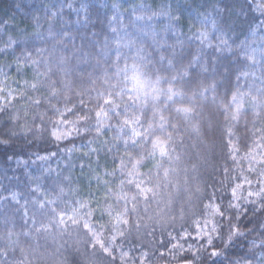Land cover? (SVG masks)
I'll list each match as a JSON object with an SVG mask.
<instances>
[{
  "label": "trees",
  "instance_id": "16d2710c",
  "mask_svg": "<svg viewBox=\"0 0 264 264\" xmlns=\"http://www.w3.org/2000/svg\"><path fill=\"white\" fill-rule=\"evenodd\" d=\"M201 33L207 34L203 42ZM9 40L15 43L0 55V85L6 84L16 94L23 90L33 98L40 97L42 102L38 109L34 107L29 112L31 131L17 127V138L0 148V264H85L92 249L82 224L78 227L68 221L67 227L59 225V215L54 217L50 211L55 208L57 213L65 210L71 215L72 207H79L77 201L88 204L95 228L101 224L109 226V230H102L105 238L112 234L110 226L124 208V201H117L118 195L123 194V177L119 172L114 176L109 173L117 168L121 156L127 159L123 145L109 151L111 145L118 143L115 129H104L98 135L94 112L89 131L56 141L51 130L57 117L50 105L63 108L67 92L71 106L78 100L77 92H90L93 87L99 90L106 73L111 75L116 65L124 66L125 58L131 64L137 56L144 58L153 79L156 74L164 78L159 87L171 86L184 94L183 104L172 107L188 106L193 111L190 121L173 118L171 111L163 113L177 127L168 128L172 142L170 156L163 158L159 168V195L149 203L140 199L137 210L126 217L129 225L122 226L125 236L118 238L116 247L127 254L126 264H184L185 260H193L191 252L178 254L172 245L179 241L188 247L180 236L184 229L195 234L192 221L203 214V204L213 193L217 201L223 198L226 204L231 199V189L240 182L233 181L234 175L239 177L243 172L253 181L256 179L244 171L248 163L243 157L256 138L253 124L264 127V109L251 108L252 98L260 99L256 89H264V14L249 10L245 0H0V49L7 48ZM17 57L22 58L21 63L24 57L29 60L19 71ZM60 58L64 60L62 64ZM37 72L41 73L38 78ZM172 76L177 79L170 85L167 81ZM37 80L38 90L32 91L31 84ZM65 83L70 90L64 89ZM50 84H54L59 95L47 99ZM237 85L241 92L248 93L245 110L238 121L226 120L223 107ZM84 98L87 100L88 96ZM90 107L94 109L95 103ZM17 109L23 116L24 108L19 103L10 112ZM46 109L43 123L37 119L32 124V113ZM151 115L149 107L143 116L145 122ZM23 123L22 119L20 124ZM7 124L9 116H0V126ZM193 125L198 126L199 134L192 130ZM85 126L80 125L82 129ZM230 127L239 163L229 157ZM209 145H213L211 151ZM158 162L159 156L148 159L139 169L146 177L152 175L150 187L157 183L154 165ZM164 168L174 170L170 172L168 187H164ZM173 186L181 191L199 186L203 190L201 199L186 203L187 194L176 196ZM109 189L111 194L106 196ZM250 190L258 188L245 184L240 195L247 196ZM123 191L130 198L135 189L125 184ZM169 193L173 203L166 207ZM53 200L56 203H48ZM41 203L45 205L43 209ZM240 203H244L243 199ZM128 207L131 209L132 205ZM261 221L264 213L254 217L249 212L241 231L258 227ZM42 226H47L48 231L37 232ZM261 239L264 237L256 231L246 239H237L216 264H256L253 256L261 250L249 241L259 243ZM189 242L196 243L191 239ZM214 248L221 250L223 244L216 241ZM212 250L201 251L196 264H213L209 255ZM115 255V264H122L120 252ZM93 259L95 264H110L111 260L98 248Z\"/></svg>",
  "mask_w": 264,
  "mask_h": 264
},
{
  "label": "snow or ice",
  "instance_id": "6c2138e0",
  "mask_svg": "<svg viewBox=\"0 0 264 264\" xmlns=\"http://www.w3.org/2000/svg\"><path fill=\"white\" fill-rule=\"evenodd\" d=\"M245 3L249 10L264 14V0H259V2L256 3L251 2V0H245ZM53 15L56 14L53 13ZM200 35L202 37V42L207 39L206 33H201ZM14 43V41L9 40L7 48L0 49V55L5 54L8 48H11ZM53 51H55V49H53ZM8 54L10 55L11 53L8 52ZM21 60V57L16 58L18 71L24 64L29 63L27 57L23 58V63H21ZM59 62L62 64L64 62L63 58H60ZM31 63L38 62L31 61ZM40 75L41 73H36L37 78ZM43 75L47 76L48 73H44ZM244 75H248V73L245 72ZM5 79H7V74H5ZM113 79H115V83L112 82ZM163 79L164 78L159 74H156L153 79L143 57H134L131 64H129L127 58H125L123 67L116 65L115 71L111 75L105 74L102 86L99 90L93 87L90 92H77L76 96L78 100L72 103L71 106L68 104L69 97L67 92H65V104L63 108L57 107L54 104L50 105V110L57 117L52 123L51 130L52 138L56 141L59 142L69 139L72 137L73 133L79 135L81 131H89L92 127L90 122L93 119L92 113L94 112L95 128L98 135L104 129L110 131L115 129L114 139L118 143L111 145L109 151L118 149L119 144L122 143L123 151L127 156V159L121 156L117 168L114 169L112 173H109V175L114 176L119 172L123 177L120 180L121 192L123 194L118 195L117 201H124L123 210L118 213L115 217V223L110 226L112 233L110 236L105 238L102 231L109 230L108 225L101 224L99 229L92 225L91 219L94 217V214L86 203L77 201L76 203L79 207L73 206L71 215H68L65 210H61V212L57 213L55 208L50 209L54 217L59 215V225L67 227L68 221H71L72 225L78 227L82 224L83 231L87 235L88 242L92 249L91 256L86 258L85 264H95L93 258L96 257L97 248L104 257L111 258L110 264H115L117 260L115 253L119 251L120 261L122 264H126L127 254L124 253L122 249L116 247L118 238H123L125 236V231L122 226L129 225V219L126 217H129L137 210V204L141 198L145 203H149L150 200H154L159 195V189L161 187L159 168L162 167L163 158L170 156L169 145L172 142V134L168 132V128L171 126V128L175 130L177 127V125L172 124L170 119L163 113L171 111L174 113L173 118H181L185 121H190L193 111V108L188 106L172 107V105L175 104H183L184 94L171 86L167 89L159 87ZM176 79V76H172L167 82L171 85L172 81ZM38 83L39 81L37 80L36 83L31 84L32 91L38 90ZM91 83L94 85L95 80L91 81ZM63 87L64 89L70 90V85L67 83H65ZM49 88L51 91L47 99L55 98L59 95L54 84H50ZM206 90L207 89H205V91ZM249 91H251V88ZM92 92H95V96L92 95ZM256 92L259 94L260 99L257 100L254 96L252 98L251 108L253 110L257 107L264 109V89L257 88ZM202 94L203 93H201V95ZM85 95L88 96L87 100L84 98ZM247 96L248 93L241 92L237 85V90L233 92L231 99L223 107L226 120H239L240 115L245 110ZM162 97L164 98L163 108L160 106ZM41 102L40 97L33 98L27 95L23 90L16 94V91L6 84L0 85V116L8 115L10 120V124L0 126V128H2V130H0V148L9 146L10 143L17 138V127L21 130L27 129L31 131L28 121L29 112L34 107L38 109ZM93 102L95 103L94 109L90 107ZM16 103L21 104L24 108L23 116L20 115V109H17L15 112H10V109H12ZM189 103H191V98H189ZM149 107L151 108L152 115L148 118L147 122H145L143 116ZM47 111L48 109H46L45 112H33L31 123L35 124L37 119H39L42 124ZM256 115L260 116V113H256ZM22 119L24 123L20 124ZM81 124L86 126L82 129L80 127ZM253 128L255 129L253 136L256 138L252 141V145L249 147L243 159L248 163V168L244 171L254 175L256 177L255 181L250 179L249 176L243 175V172L239 177L234 175L232 177L233 181L235 182L239 179L240 182L235 183V186L231 189V199L228 200L226 204L223 198L217 201L215 193H213L211 199L203 204V214L197 216L192 221L191 226L194 227L195 234L193 235L191 231L184 229L183 234L180 236V240L188 243V247L185 248L184 244L179 243V241L177 244L172 245L173 249H178V254L192 253L194 259L185 260L184 264H196V261L201 258L199 253L201 251H206L208 248H213L209 255L213 258V264H216V261L221 259L228 248L234 246L237 239L242 237L246 239L253 231L258 232L264 237V221H261L258 227L254 226L247 232L241 231L242 227H246L242 222L248 218L249 212H251L254 217H258L260 213H264V127H256L254 123ZM192 130L199 134L198 126L193 125ZM166 133L168 134L165 135ZM232 135L233 132L230 127L227 132L229 140L228 153L229 157L234 162L239 163V161H237L238 150L231 143ZM149 144L151 145L150 148ZM212 147L213 145H209L210 151ZM157 156L160 157V162L154 165L157 169L155 173L157 183L150 187L148 185L151 184L152 175L149 174L146 177L139 169L146 160H156ZM45 158L46 157H41V159ZM113 162L115 163V158ZM171 171L174 170L164 168V187H168L171 183L169 181ZM233 171H235V169H233ZM224 173L225 178H227V168L224 169ZM125 184L128 185L129 189H135L134 194L130 198L127 192L123 191ZM245 184H247L249 188L256 187L258 190H250L247 196L242 197L240 191ZM173 187L175 188L176 196L182 197L187 194L186 203L190 204L193 198L197 200L201 199L203 190L199 186L195 187L193 190L185 188L182 191L177 186ZM60 191L63 192V189ZM110 194L111 189L108 190L106 196ZM169 197L166 207H170L173 203L172 193H169ZM253 197L254 199H250ZM14 198L13 196V199ZM241 199L244 201L243 204L240 203ZM48 203L54 204L56 201H48ZM129 204L132 205L131 209L128 207ZM157 204H159V201H157ZM44 207V203H41L40 208L43 209ZM111 211V207H109L107 212L110 216ZM160 212L164 214V209H161ZM65 216H67V220ZM180 218H184L183 208L181 209ZM101 219H103V216H101ZM149 219H151V217H149ZM136 227L139 228L140 224L137 223ZM41 230L48 231V228L47 226H42V228L37 229V232ZM9 235H11V233H9ZM173 239H176V237H173ZM190 239L196 243H190ZM216 241H220L223 244V249L216 250L214 248ZM249 243L252 244L254 248H259L261 250L257 255L253 256L256 264H264V239H261L259 243H257L256 240H251ZM229 264H233V262L229 261ZM236 264H239V262L237 261Z\"/></svg>",
  "mask_w": 264,
  "mask_h": 264
}]
</instances>
